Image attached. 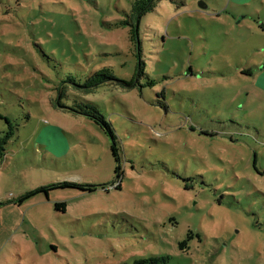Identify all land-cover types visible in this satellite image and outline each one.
<instances>
[{"label":"rangeland","instance_id":"rangeland-1","mask_svg":"<svg viewBox=\"0 0 264 264\" xmlns=\"http://www.w3.org/2000/svg\"><path fill=\"white\" fill-rule=\"evenodd\" d=\"M131 2L0 0V264H264V0H161L139 58L109 27ZM61 181L97 190L7 206Z\"/></svg>","mask_w":264,"mask_h":264},{"label":"trees","instance_id":"trees-1","mask_svg":"<svg viewBox=\"0 0 264 264\" xmlns=\"http://www.w3.org/2000/svg\"><path fill=\"white\" fill-rule=\"evenodd\" d=\"M161 0H132L131 6L129 9V12H125V18L119 19L110 24V28H118V27H127L128 32V38L129 41L132 42L134 45V48L136 50V56L139 58L141 53V40L139 36V23L140 19L143 15L148 13L149 11L153 10V8L157 5V3ZM249 69H245L244 71L248 72ZM142 67L141 64H138L135 69V75L141 74ZM112 78V75H110V72L108 68H103L98 71H96L94 74L88 76L86 78V84L88 88H91L97 84H100L104 82V80H109ZM73 82L75 86H81L80 83L76 82L75 79L72 76H68L67 80H61L60 84L57 86V89L59 90V100L56 99L54 104L61 108L66 109L69 111H72L77 114H82L84 116H87L90 118L96 125L101 127V129L104 131V133H107L111 137V144L109 146L112 156L114 157L117 167L114 169L115 178L114 181H118L120 178V157H119V147L118 143L116 141V136L114 134V130L109 124L107 120L104 119L103 115L100 114L95 108L84 106V108L76 109L74 107H65L61 104L60 99L63 96V91L66 89V86L61 85L62 83H66L67 81ZM134 79L128 83L129 85H133ZM75 106V105H74ZM78 107V106H76ZM11 133H8V135ZM8 136H4L0 139V143H4ZM2 145L0 146V150L2 149ZM111 185L113 184V181L111 182ZM103 188V186L101 185ZM65 189V188H72L77 189L81 191H87V192H93L97 190L96 185H88L84 183H78V182H70V181H61L56 182L48 185H42L37 188H34L32 190H29L18 197L8 200L7 203H14L17 205H21L23 202L28 200L29 198L39 194L44 193L48 194L50 190L53 189ZM115 188H120V183L115 184ZM66 204L64 202H54L53 207L55 210L64 211ZM166 261V257L164 255H159L155 258H140L137 260H134L133 263H119V264H164Z\"/></svg>","mask_w":264,"mask_h":264},{"label":"crops","instance_id":"crops-1","mask_svg":"<svg viewBox=\"0 0 264 264\" xmlns=\"http://www.w3.org/2000/svg\"><path fill=\"white\" fill-rule=\"evenodd\" d=\"M244 71V70H243ZM248 75H251V70L249 69L248 70ZM260 75H263L262 77H261V79H260V81L262 82V81H264V74L262 73V74H260ZM261 85H263L264 86V84H261ZM40 138L41 139H39V141L41 140V143L42 144H44L45 145V147H47L48 149L49 148H51V146H52V144H50V142H49V140L48 139H46L44 136H40ZM3 157V156H2ZM23 194V193H22ZM38 195V194H37ZM36 196V195H35ZM35 196H33V197H35ZM18 197V196H17ZM33 197H31V198H33ZM14 198H16V197H13V198H11V199H14ZM31 198H29V199H31ZM11 199H8V200H11ZM7 200V201H8ZM27 201V200H26ZM25 201V202H26ZM25 202H23L21 205H17V204H14V203H8L9 205H7V206H10L11 208H19V207H21Z\"/></svg>","mask_w":264,"mask_h":264},{"label":"water","instance_id":"water-1","mask_svg":"<svg viewBox=\"0 0 264 264\" xmlns=\"http://www.w3.org/2000/svg\"><path fill=\"white\" fill-rule=\"evenodd\" d=\"M199 6H200L201 8H204V7H205L202 3H200Z\"/></svg>","mask_w":264,"mask_h":264}]
</instances>
